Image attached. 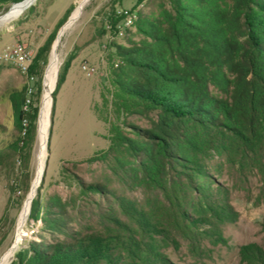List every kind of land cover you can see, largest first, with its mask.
<instances>
[{"label":"trees","instance_id":"trees-1","mask_svg":"<svg viewBox=\"0 0 264 264\" xmlns=\"http://www.w3.org/2000/svg\"><path fill=\"white\" fill-rule=\"evenodd\" d=\"M21 1L0 0V14ZM71 12L31 72L47 63ZM123 35L125 43L109 45L108 84L96 105L109 144L80 161L104 175L72 174L77 190L43 201L46 169L29 213L40 230L10 264H167L162 249L189 238L205 207H222L211 201L222 189L213 187L214 171L226 164L264 183V0H156ZM73 59L59 71L54 100ZM42 87L41 76L28 103L27 88L8 90L12 128L0 125V133L11 138H0V164L13 154L29 170Z\"/></svg>","mask_w":264,"mask_h":264},{"label":"rangeland","instance_id":"rangeland-1","mask_svg":"<svg viewBox=\"0 0 264 264\" xmlns=\"http://www.w3.org/2000/svg\"><path fill=\"white\" fill-rule=\"evenodd\" d=\"M77 1L36 0L21 15L0 25V125L12 128L11 106L6 97L8 90L25 87L31 101L42 76L41 111L44 74L52 47L47 63L42 62L36 72H31L30 67L39 47L57 28L68 8L72 7L73 11ZM155 2L88 0L80 17L62 36L57 78L71 54L74 59L55 100L52 94L48 137L51 130L52 133L47 144L48 166L41 191L43 201L52 192L66 196L77 190L72 174L77 173L86 180L104 175L101 165L80 161L109 144L108 124L99 118L96 105L102 104L101 90L108 84L106 56L109 45L113 41L126 42V37L118 33L119 29L127 28L124 16L118 11L149 12L154 10ZM117 20V28H114ZM18 47L26 54L23 64L5 57L6 52ZM90 67L95 68L92 73H88ZM0 138L8 139L11 135L0 133ZM38 144L37 128L29 170L13 154L6 155L0 164V257L15 240L20 211L35 175ZM222 167V173L214 171L212 183L213 187L221 186L222 189L211 193V201L223 209L215 204L205 207L199 226L190 232L189 238L178 235V242L171 240L161 251L167 264H264V183L257 175L247 174L241 178L226 164ZM129 195L136 196L137 200L143 196L140 192ZM40 227V221L35 222L28 216L16 250L29 239L36 238ZM13 258L14 255L11 260Z\"/></svg>","mask_w":264,"mask_h":264},{"label":"bare ground","instance_id":"bare-ground-1","mask_svg":"<svg viewBox=\"0 0 264 264\" xmlns=\"http://www.w3.org/2000/svg\"><path fill=\"white\" fill-rule=\"evenodd\" d=\"M36 0H22L21 2L14 3L11 8L0 15V25L10 20L15 19L21 15L31 4ZM88 0H78L76 6L74 7L69 22L60 29L59 37L54 41L50 60L44 74V93L42 99V106L39 115V126H38V149L36 154V169L35 175L32 181V186L29 193L26 196V199L23 203L22 209L20 211L18 219V229L16 233L15 240L12 246L0 257V264H8L11 258L14 255V252L18 244L22 240L24 235V227L27 222L33 198L37 192V188L41 183L43 172L45 168V163L47 160V144H48V135H49V126H50V106L52 99V92L54 91L57 73L60 65V55H59V46L62 36L65 34L66 30L72 26L80 15L83 12L84 6Z\"/></svg>","mask_w":264,"mask_h":264},{"label":"built area","instance_id":"built-area-1","mask_svg":"<svg viewBox=\"0 0 264 264\" xmlns=\"http://www.w3.org/2000/svg\"><path fill=\"white\" fill-rule=\"evenodd\" d=\"M118 13L120 15L124 16V25L126 27L131 26L133 24L134 20L137 17V13L131 12V10H128V9L119 10ZM118 33L123 35L124 30L123 29H119ZM5 57L8 58V59L14 60V61H16V62H18L20 64H23L26 61V54H25V52H24L22 47H18V48H15L14 50L6 52L5 53ZM24 67H26V66L24 65ZM84 68L87 69L88 66L84 65ZM94 70H95L94 67H90V69L88 70V73H92ZM28 102H30L29 98H27V103ZM26 107H27V104H26L25 108ZM25 124H26V122H25Z\"/></svg>","mask_w":264,"mask_h":264},{"label":"water","instance_id":"water-1","mask_svg":"<svg viewBox=\"0 0 264 264\" xmlns=\"http://www.w3.org/2000/svg\"><path fill=\"white\" fill-rule=\"evenodd\" d=\"M69 20H70V16L68 17V19L66 20V22L61 26V28L64 27V26L69 22ZM61 28H60V29H61ZM59 33H60V30H59V32H58L57 35H56V39L59 37V35H60ZM56 39H55V40H56ZM53 44H54V43H53ZM53 44H52V47H53ZM46 169H47V161H46V163H45V168H44V172H43V174L45 173ZM42 178H43V177H42Z\"/></svg>","mask_w":264,"mask_h":264}]
</instances>
